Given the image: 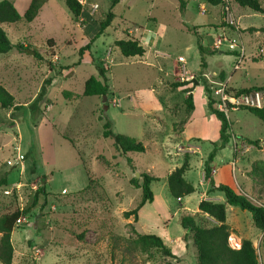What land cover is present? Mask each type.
<instances>
[{
	"label": "rangeland",
	"instance_id": "1",
	"mask_svg": "<svg viewBox=\"0 0 264 264\" xmlns=\"http://www.w3.org/2000/svg\"><path fill=\"white\" fill-rule=\"evenodd\" d=\"M80 1L89 19L85 15L74 18L65 0H49L33 21L22 18L1 25L13 44H29L44 57L28 51L19 57L16 46L0 53V81H15L8 91L26 104L33 101L35 92L39 95L43 85L46 88L38 104L18 109L0 106V179H10L0 186V216L17 208L24 210L12 233V264H196L197 248L190 236L185 237L181 216L198 211L204 160L215 140H193L198 145L195 153L180 143L181 131L189 113L210 111L205 87L212 91L216 106L215 91L221 86L234 97L243 86L264 85V32L250 29L264 26V15L233 0L218 5L184 0L183 10L179 0H120L113 8L112 0ZM27 2L18 1L21 11ZM202 5L206 8L203 14ZM110 10L115 14L111 25L92 42L97 22ZM237 13H246L240 22ZM129 37L142 42L143 56L126 57L115 45L116 40ZM219 38L223 39L221 48L215 46ZM227 40L244 47L243 57L228 47ZM55 41L59 60L53 56ZM87 44L89 55L79 65L80 48ZM199 44L204 48L203 63ZM49 66L56 74L48 72ZM98 66L108 77L106 103L103 96L83 95L85 81L98 76ZM54 76L58 82L49 93L53 110L47 113L50 82L45 81ZM186 80L185 86L174 85ZM186 89L193 94L190 112ZM67 90L78 96L66 99L63 92ZM154 91L172 103L164 112L158 108L162 103H156ZM105 116L113 121L114 133L138 138L146 150L126 154L118 150L112 138L103 136ZM229 118L231 142L216 151L212 162L219 166L234 160V146H240L234 168L239 185L248 191L250 184L243 181L246 173L254 183L250 198L264 203V184L250 175L253 164L264 160V122L243 108L232 110ZM246 139L259 140L260 147L246 148ZM21 153L26 158L19 163ZM185 156L190 159L187 179L196 191L180 201L170 193L167 176ZM143 172L159 180L151 183L155 201L146 203L140 220L135 221L133 216L126 218L124 211L135 208L142 197V189L130 180L136 177L142 182ZM220 196L224 202L223 193ZM230 206L235 210L227 209L229 223L254 239L259 264H264L263 233L255 226L252 213ZM132 227L165 238L169 247L178 239L185 242L183 257H162L153 249L141 251L134 244ZM230 237L235 246L238 241Z\"/></svg>",
	"mask_w": 264,
	"mask_h": 264
},
{
	"label": "trees",
	"instance_id": "2",
	"mask_svg": "<svg viewBox=\"0 0 264 264\" xmlns=\"http://www.w3.org/2000/svg\"><path fill=\"white\" fill-rule=\"evenodd\" d=\"M49 0H31L25 13L21 15L14 4V0H0V53H7L14 46L20 52H25L29 48L36 51L35 56H40V53L31 45H24L21 42L13 44L8 37L7 32L1 26L2 23H16L22 18L26 22L33 21L39 14L42 6ZM120 0H112V8ZM181 3L182 10L184 9V0H179ZM213 5L220 4L223 0H207ZM242 7H248L256 12L264 13V0H233ZM67 7L72 12L74 18L81 15H85L87 19L90 18L89 14L85 12L83 4L80 0H65ZM115 14L110 10L103 21L97 22V32L91 41H95L101 34L104 33L105 29L111 25ZM251 30H259L264 32V26L255 27L251 26ZM51 39H48L49 44ZM115 45L119 48L121 53L126 57L131 56H143L146 49L139 39L129 37L121 38L115 41ZM90 44H87L80 48V58L84 54L85 50H89ZM199 51L201 53V62H204V48L199 44ZM98 76L91 75L85 81V87L83 95L85 96H103L109 94L108 77L106 70L102 66H98ZM50 80H46L45 83H49ZM189 83V80L183 82H177L175 86H185ZM208 93V106L212 113L221 121L220 126V139L219 143L215 144L214 149L209 153L208 159L204 162V174L205 178L209 179L211 186L209 191H219L224 195V202L216 201L212 199L203 198L198 204V211L195 213H185L181 216V225L186 230L185 237L190 236L194 246L197 248V262L196 264H259V257L257 248L250 238H242L241 245L239 248H235L230 244L231 228L227 221V205H233L240 207L244 210H248L252 213L253 222L255 226L263 231L262 240L264 242V203L258 204L254 202L247 194L237 192L228 184L220 183L215 185L212 177L211 162L215 156L216 151L219 148L227 146L232 139V122L227 115L219 110L215 106V100L212 96V91L205 87ZM190 92V89L184 90ZM252 91H264V85H255L250 87H242L235 92V96L242 93H249ZM46 93V88L43 85L39 95L36 97L32 105L35 102L38 104V100L42 95ZM64 97L66 99H73L78 94L71 91H64ZM69 99V100H70ZM15 97L8 91L4 85L0 83V106L2 108H14L18 109L22 105L14 104ZM187 110L190 112L194 109L193 94L190 92L185 99ZM250 113L254 114L264 122V106L263 107H252L243 106ZM103 118V116H101ZM104 130L103 136L112 138L114 144L118 150L123 154L137 151L144 152L146 150L145 145L138 138L131 137L124 134H116L113 131V121L108 117H104ZM246 141L257 147H260L259 140L246 139ZM128 162L132 163V158L128 157ZM36 161L34 159L33 171L36 170ZM190 168L189 156L184 157V161L180 166L173 169L167 176V185L170 193L177 199L193 193L196 191V186L188 180L185 176L186 172ZM251 177L258 179L264 184V160H257L252 167L250 172ZM143 180L139 182L136 177L131 178L130 183L137 188L142 189V197L138 202L137 206L131 210L124 211V216L129 218L134 217L135 221H138L139 211L146 204L153 202L154 192L151 189V183L155 180H159L156 175L143 172L141 174ZM92 181L91 177L89 178ZM7 184V178L3 177L0 179V186ZM89 186V185H88ZM24 210L15 209L12 212H7L0 216V264H12L14 255V246L12 243V233L16 226L17 220L22 216ZM136 237L134 244L141 251L155 250L160 253L162 257L177 258L173 253L171 247L165 244L162 237L156 234L140 233L132 227Z\"/></svg>",
	"mask_w": 264,
	"mask_h": 264
},
{
	"label": "crops",
	"instance_id": "3",
	"mask_svg": "<svg viewBox=\"0 0 264 264\" xmlns=\"http://www.w3.org/2000/svg\"><path fill=\"white\" fill-rule=\"evenodd\" d=\"M18 1L19 0H15L14 1V4H15V6H16V8L20 11V13H25V11H26V9L28 8V6H29V4H30V1L31 0H28V2H27V5H26V7H25V9H24V11H21V9H20V7H19V5H18ZM206 2H207V0H206ZM48 2H46L43 6H42V8L47 4ZM42 8H41V10H42ZM248 14V13H247ZM261 14H263L264 15V13H261ZM236 15V14H235ZM245 15H246V13H237V18H238V21L240 22L241 20H242V18L243 17H245ZM37 17H38V15H37ZM36 17V18H37ZM264 18V17H263ZM3 24V23H2ZM1 24V25H2ZM241 24V23H240ZM242 27V26H241ZM70 37H72V36H70ZM51 39V41H52V38H50ZM55 47H56V41H55V45H54V50H53V56L56 58V59H58L59 60V56L57 55V52H56V50H55ZM9 52V51H8ZM40 53V52H39ZM18 55H19V57H23V55H24V53L23 52H19L18 51ZM33 55V54H32ZM40 55L42 56V57H44V55L43 54H41L40 53ZM88 55H89V51H87V52H84V54L82 55V57L80 58V60H79V62L77 63V64H81L82 63V61L84 60V59H86V57H88ZM33 56H35V55H33ZM55 58H54V60H55ZM91 60H92V57H91ZM53 61V60H52ZM50 63H51V60H48L47 61V64L48 65H50ZM74 70V69H73ZM48 72L49 73H51V72H55L54 71V69L51 67V66H49L48 67ZM55 74H56V72H55ZM232 77V76H231ZM58 79H57V76H54L53 78H52V80H50V89L48 90V97H47V101H49V104H48V112L47 113H49V112H51L52 110H53V106L51 105V101H50V98H49V93H50V90H51V88L58 82L57 81ZM57 81V82H56ZM0 83L2 84V85H4V87L7 89V90H9V87L8 86H13L14 84H15V81H13L12 79H7V83H10V85H7V83L6 82H4V81H0ZM243 87H245V86H243ZM17 88H20V90H21V87H20V85H18L17 86ZM63 91V90H62ZM84 92V91H83ZM14 95V94H13ZM37 95L38 94H36V92L34 93V95H33V101L30 103L29 101V103L30 104H26V100L24 99L23 101H21V100H16V98H15V101L16 102H21L20 104H18V105H22L21 107H25V106H32V103L34 102V100L36 99V97H37ZM36 96V97H35ZM15 97V96H14ZM154 98H155V101H156V103L157 104H160V103H162V106H160V107H158V108H160V109H162V111L164 112V110L166 109V108H169V106H171L172 105V103L171 102H168V101H166V99L164 98V97H160V95H159V93L157 92V91H154ZM23 103V104H22ZM38 108H39V106H38ZM37 108V109H38ZM212 126H214V128H216V131H215V129L214 128H211ZM220 126H221V121L217 118V116L214 114V113H212L211 111H209L207 114H204V115H195V114H193V113H189L188 114V117H187V119H186V121H185V123H184V125H183V128H182V131H181V141H180V143L181 142H183V143H185V144H187V145H189L190 146V149L188 148L187 150H189V151H192V152H195V153H197L196 151H197V147H198V145L196 144V145H194V142H193V140H199L200 142L202 141V139L204 138V139H208V140H215V141H212V143L213 142H217V141H219V139H220ZM158 133V131L155 133V134H153L154 136H156V134ZM234 138H236L235 137V135H234ZM233 141V140H232ZM231 142V141H230ZM167 144V143H166ZM177 144V143H176ZM168 145V144H167ZM252 145L251 144H249V145H247V147L246 148H250ZM225 149V148H224ZM239 152H241V148H240V146H238V145H236V146H234V154H233V156H234V160H230V161H228L227 163H223L222 165H219V166H217V165H215L213 162H212V164H211V167H212V177H213V180H214V182H215V185H218V184H220V183H224V184H228V185H230L232 188H234L237 192H242V193H245V194H247L249 197H252V190H253V185H254V183L252 182V180L251 181H249L248 179H247V177H249L246 173H245V175L247 176H245V178H243V181L244 182H246V184L248 183V186H249V184H250V186L248 187L249 189H248V191H246L245 189H243V187L241 186V185H239V182H238V177H237V173H236V170L234 169V168H236V162L239 160ZM21 154H23V153H21ZM179 154H181V153H179ZM24 156L26 155V154H23ZM28 156H29V154H27ZM27 156V157H28ZM183 156V155H182ZM24 158H26V157H24ZM206 160V159H205ZM205 160H204V162H205ZM175 166V165H174ZM172 166L171 168H170V171H169V173L173 170V169H175L177 166ZM178 166H180V165H178ZM204 169V168H203ZM168 173V174H169ZM185 176H186V178H187V175L185 174ZM202 178H203V181H202V184H203V190H202V199L203 198H206V199H212V200H216V201H220L222 198H221V196H220V192L219 191H209V189H210V186H211V182H210V180L209 179H206L205 178V174H204V171L202 172ZM189 180V179H188ZM9 182H10V179L8 178V176H7V184H9ZM192 182V181H191ZM155 195H154V200L153 201H155ZM180 201H182V198L181 199H179ZM200 202V201H199ZM199 204V203H198ZM145 206V205H144ZM143 206V207H144ZM143 207H142V209H143ZM230 207V208H229ZM227 209H231L232 211H234L235 209L234 208H232V206H230V205H227ZM141 209H140V211H139V217H138V221L140 220V216H141ZM230 226H231V224L229 223V221H228V216H227V221H226ZM231 234H232V236H235V238H236V242L238 241V243L239 244H241V239L242 238H250V237H248V235H245L240 229L238 230V228H237V226H231ZM235 230H238V233H235L234 231ZM261 231V235H262V233H263V231L262 230H260ZM185 235H186V233H185ZM191 238V237H190ZM231 238V237H230ZM253 242H254V239L253 238H250ZM164 241H166L165 240V238H164ZM167 242V241H166ZM177 243H175L174 245H172L171 246V249H172V251H173V253L177 256V257H183V255H184V253H185V249H186V245L187 244H185V242H181L179 239H178V241H176Z\"/></svg>",
	"mask_w": 264,
	"mask_h": 264
},
{
	"label": "built area",
	"instance_id": "4",
	"mask_svg": "<svg viewBox=\"0 0 264 264\" xmlns=\"http://www.w3.org/2000/svg\"><path fill=\"white\" fill-rule=\"evenodd\" d=\"M228 9V7H227ZM206 8L204 5H202L201 13H205ZM222 38H219L215 42V46L217 48H221ZM228 47L232 50H237L239 53V56L243 57L245 53L244 47H238V44L236 41H229L227 40ZM225 86L219 87L215 93L218 95V101L216 102V107L223 111L227 117H229V113L233 110H237L242 108L243 106H252V107H263L264 106V92L263 91H252L249 93H242L238 96L233 95L234 97L228 96L225 93ZM18 162L20 163L22 159H24V155L20 154L17 158ZM9 164H12L13 162L11 160H8ZM8 193L9 191L6 190ZM21 222V218L17 220V223ZM16 223V224H17ZM241 244H237L233 247L239 248Z\"/></svg>",
	"mask_w": 264,
	"mask_h": 264
},
{
	"label": "water",
	"instance_id": "5",
	"mask_svg": "<svg viewBox=\"0 0 264 264\" xmlns=\"http://www.w3.org/2000/svg\"><path fill=\"white\" fill-rule=\"evenodd\" d=\"M27 51H28L29 53L33 54V55H35V53H36V51H35V50H32V49H28ZM194 83L197 84L198 81L195 79V80H194ZM106 99H107V95H103V101H104V103H106V102H105ZM105 107L108 108V105H105ZM137 176H139V173H138V172H137Z\"/></svg>",
	"mask_w": 264,
	"mask_h": 264
},
{
	"label": "bare ground",
	"instance_id": "6",
	"mask_svg": "<svg viewBox=\"0 0 264 264\" xmlns=\"http://www.w3.org/2000/svg\"><path fill=\"white\" fill-rule=\"evenodd\" d=\"M238 243H236V245H237Z\"/></svg>",
	"mask_w": 264,
	"mask_h": 264
}]
</instances>
